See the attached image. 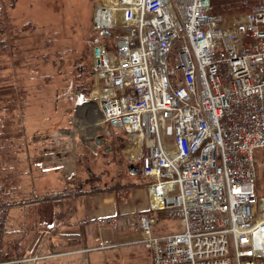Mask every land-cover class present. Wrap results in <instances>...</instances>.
Listing matches in <instances>:
<instances>
[{
    "label": "built area",
    "instance_id": "built-area-1",
    "mask_svg": "<svg viewBox=\"0 0 264 264\" xmlns=\"http://www.w3.org/2000/svg\"><path fill=\"white\" fill-rule=\"evenodd\" d=\"M93 29L102 123L149 180L152 264H264V0L228 26L211 0H101ZM158 212L182 231L155 235Z\"/></svg>",
    "mask_w": 264,
    "mask_h": 264
},
{
    "label": "rangeland",
    "instance_id": "rangeland-1",
    "mask_svg": "<svg viewBox=\"0 0 264 264\" xmlns=\"http://www.w3.org/2000/svg\"><path fill=\"white\" fill-rule=\"evenodd\" d=\"M99 1L0 0V196L3 189L10 205L2 216L10 231L6 245L19 244L9 247L24 256L0 264H89V254L110 253L115 249L100 251L98 244L79 247L83 227L73 201L94 189L123 200L120 192L128 189L115 183L143 180L130 164L132 144L118 135L97 140L105 124L90 52L97 43L92 20ZM258 187L264 193V170ZM155 216V235L182 231L180 219ZM123 219L116 218V229L99 218L93 225L116 237ZM135 226L140 231L138 221ZM119 248L142 253L131 264L152 260L143 245Z\"/></svg>",
    "mask_w": 264,
    "mask_h": 264
},
{
    "label": "crops",
    "instance_id": "crops-1",
    "mask_svg": "<svg viewBox=\"0 0 264 264\" xmlns=\"http://www.w3.org/2000/svg\"><path fill=\"white\" fill-rule=\"evenodd\" d=\"M134 177L135 179H131V176V180H129L127 183L122 184L124 186H127L131 183L143 185L135 189L127 188L129 191L128 196H126L123 201L118 202L116 196L107 192L75 198V200L73 201L74 208L76 212L80 213L78 215V218L82 223V234L84 236L82 240L83 244L79 245V247H95L102 238L107 240L108 235L106 234V231H101L99 227L93 225V221L97 220L98 218H106L112 216H119L124 218L120 224L119 230L116 232L117 243L132 242L142 237L141 231L138 230L137 226H135V222L132 220L133 217H135L136 213L144 212L147 210L148 199L147 192L145 190L146 181L143 177V180L137 176ZM109 187L110 186H106L105 189H108ZM129 221L134 224H131ZM135 230L137 231L136 233L133 232ZM66 234L75 233L67 232ZM144 249L147 251L145 246ZM104 253H106V255L104 256H93L94 254ZM141 254V252L138 253L133 248H119L110 251V253L93 252L89 254V264H131L136 263V260H139V256Z\"/></svg>",
    "mask_w": 264,
    "mask_h": 264
},
{
    "label": "trees",
    "instance_id": "trees-1",
    "mask_svg": "<svg viewBox=\"0 0 264 264\" xmlns=\"http://www.w3.org/2000/svg\"><path fill=\"white\" fill-rule=\"evenodd\" d=\"M211 2H212L213 13L221 15L224 18V20H225V18L228 19L229 23H227V25H231L233 22H235L236 20H239L241 17L246 15L254 6H256L259 3V0H211ZM97 94H98L97 91H95L94 96H96ZM120 138L121 137H118L116 139L119 140ZM121 164H122V162H119V165H121ZM134 166H136L138 169H136ZM132 168H134L135 172L140 173L141 172V162L133 165ZM115 184L121 185V186L117 185L118 187H123V188L127 187L130 189L139 188L143 185V184L131 183L127 186H122V183H120V182L115 183ZM110 188L111 187H109L108 189H105V190H109ZM258 189H259V187H258ZM97 190L94 189L93 191H89L88 192L89 194H86V195L98 194L99 192L103 191V190H101V191H97ZM128 192L129 191H127L124 194L123 191L121 190L120 194L124 195L126 197V196H128ZM86 195H84V196H86ZM124 196L122 198H124ZM116 198L118 199V202L123 201L121 198L119 199V197H116ZM7 203L10 204L11 202L8 201ZM7 206H10V205H6V202H4L3 189H2V193L0 196V263L14 262V261H18V260H21L24 258V256L21 257L22 253H18V254L14 253V252H16V253L19 252L18 248L14 249V252H13L11 247H9V245L13 246L14 244H17V243L10 244V242H11L10 241L8 243V245H6V240L9 241V238L6 235V233L10 232V231L7 229V227L4 228V224H6V222L2 216H3L4 209L7 210ZM29 227L33 228L34 223H30ZM17 245H19V244H17Z\"/></svg>",
    "mask_w": 264,
    "mask_h": 264
},
{
    "label": "bare ground",
    "instance_id": "bare-ground-1",
    "mask_svg": "<svg viewBox=\"0 0 264 264\" xmlns=\"http://www.w3.org/2000/svg\"><path fill=\"white\" fill-rule=\"evenodd\" d=\"M95 124L98 125V123ZM128 149H129V153L135 158L139 150L134 146L128 147Z\"/></svg>",
    "mask_w": 264,
    "mask_h": 264
},
{
    "label": "water",
    "instance_id": "water-1",
    "mask_svg": "<svg viewBox=\"0 0 264 264\" xmlns=\"http://www.w3.org/2000/svg\"><path fill=\"white\" fill-rule=\"evenodd\" d=\"M103 143H105V141H103ZM98 144H100V142H98Z\"/></svg>",
    "mask_w": 264,
    "mask_h": 264
}]
</instances>
